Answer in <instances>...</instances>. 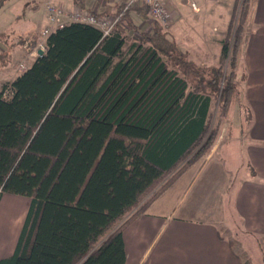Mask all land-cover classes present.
<instances>
[{
	"label": "trees",
	"instance_id": "trees-1",
	"mask_svg": "<svg viewBox=\"0 0 264 264\" xmlns=\"http://www.w3.org/2000/svg\"><path fill=\"white\" fill-rule=\"evenodd\" d=\"M251 6L241 0L219 66L207 69L157 22L137 29L142 4L108 36L70 22L47 37L44 53L2 85L12 93L0 95V199L30 201L0 264H125L123 230L215 144L213 100L221 118L239 103ZM130 32L139 38L128 43ZM187 71L206 87L190 88Z\"/></svg>",
	"mask_w": 264,
	"mask_h": 264
},
{
	"label": "crops",
	"instance_id": "crops-1",
	"mask_svg": "<svg viewBox=\"0 0 264 264\" xmlns=\"http://www.w3.org/2000/svg\"><path fill=\"white\" fill-rule=\"evenodd\" d=\"M164 1L181 13L182 7L187 5L181 0ZM47 3L66 10L78 7L108 16L118 11L122 0H45L42 14H38V5L31 7L28 20L38 27L27 31L26 35L47 26ZM197 3L198 12L189 6L190 13L208 11L207 4L200 0ZM213 11L211 9L210 14L214 15ZM131 16L134 21L135 17L137 19L135 14ZM175 33L170 34L177 41ZM24 46L8 53L22 56L24 52L31 64L34 49L23 51ZM219 50L221 44L217 46ZM16 71L7 67L0 69V82L11 83L21 73ZM241 71L244 81L239 84L241 106L235 110L238 114L236 136L227 154H220L215 144L204 162L189 166L123 230L125 264H239L233 244L220 234L215 223L226 200L231 202L245 231L264 236V0H252Z\"/></svg>",
	"mask_w": 264,
	"mask_h": 264
},
{
	"label": "rangeland",
	"instance_id": "rangeland-1",
	"mask_svg": "<svg viewBox=\"0 0 264 264\" xmlns=\"http://www.w3.org/2000/svg\"><path fill=\"white\" fill-rule=\"evenodd\" d=\"M44 1L45 0H5L0 6V69H5L7 67L11 68V71H16L20 64H23L26 67L29 66L30 58L25 59L24 52L22 56H19L17 53H15V55L9 54L8 52L12 51L14 53V51H16L15 48L23 47L24 45L23 51L30 52L33 50H29V45L34 39L37 42V33L26 35V32L37 28L38 25L29 22L28 17H30L32 12L29 13V11L32 9L31 7L33 5H38V14H42V10H44ZM181 1H185L187 4L183 7L180 6L182 7V13L180 10L179 12L176 11L173 6L169 7L164 1L165 8L170 14V18L165 24H161L154 20L152 21L148 16L147 10L145 21L138 16L137 19L135 17L136 28L149 30L153 22H157L163 28V31L168 33H172L173 31L174 33L176 32L175 35L177 36L176 42L178 43V46L183 52H185L187 60H192L194 62L191 61L195 64V67L198 66L203 69L218 67L221 50L218 52L217 46L221 44L220 41L222 39L232 35L233 31H230V25H233V29L236 27L241 0H200L202 1V4H207L209 8L205 13L199 12V14L190 13L189 4L186 0ZM195 1L196 3L198 2V0ZM212 3L214 4L212 5ZM221 3L227 4L223 5ZM77 8L78 7H75L72 10L70 9L67 11L71 12ZM211 9L214 10V15L210 14ZM112 15H108V17ZM99 17L107 16L99 15ZM193 31L198 34H195V36V32L193 33ZM205 33L210 37L206 34V38H203L202 35L205 37ZM126 35L128 43H130L135 37L137 39L139 38V36H135L133 32ZM202 38L203 40H206L204 45L202 43ZM218 39L220 40L218 41ZM32 57L35 59L37 55L34 54ZM226 71H228V69L225 64L223 72ZM238 75L240 76V69ZM185 77L190 88L196 86L206 87V78L203 83H200L195 75L189 74V71L185 73ZM4 83L10 82H0V86ZM238 89H240L239 86ZM218 104L219 97L213 100L212 103L210 125L211 128L218 127L219 133L215 144H218V151H221L220 154L225 156L229 149V145L233 142V139L236 136L235 126H237L238 123V114H236L235 110L240 109L241 105H239V103L231 105L228 116L221 118L219 115ZM206 158L207 155L195 163H202ZM29 201V198L23 196L13 194L2 195L0 199V259L12 254ZM215 223L217 224L220 234L233 244V251L239 258V264H264V236L250 235L248 231L244 230L238 217L234 214V210L229 200H226L225 205L221 207L215 217ZM13 228H15V230L12 231ZM9 238H12L10 242H8Z\"/></svg>",
	"mask_w": 264,
	"mask_h": 264
},
{
	"label": "built area",
	"instance_id": "built-area-1",
	"mask_svg": "<svg viewBox=\"0 0 264 264\" xmlns=\"http://www.w3.org/2000/svg\"><path fill=\"white\" fill-rule=\"evenodd\" d=\"M186 1L192 11L198 12L199 7L195 0ZM141 4L147 7L148 16L152 19V21L154 20L160 22L161 24H165L169 20L170 14L165 8L164 0H122L123 7L121 11L110 17H99L96 12L87 11L81 8H77L71 12H68L62 7L47 3L45 6L47 13V26L37 32V42L32 54L39 56V50L45 51L47 37L54 30L62 28L70 22H81L92 25L98 28L102 32L103 36H108L115 28L116 24L120 21L122 14L126 10ZM25 68V65L20 64L18 70L22 72L25 70ZM11 93L12 89L10 86H6L4 88L0 86V95L3 98L10 97Z\"/></svg>",
	"mask_w": 264,
	"mask_h": 264
},
{
	"label": "water",
	"instance_id": "water-1",
	"mask_svg": "<svg viewBox=\"0 0 264 264\" xmlns=\"http://www.w3.org/2000/svg\"><path fill=\"white\" fill-rule=\"evenodd\" d=\"M43 53H44L43 50H39V51H38V55H39V56H41Z\"/></svg>",
	"mask_w": 264,
	"mask_h": 264
},
{
	"label": "bare ground",
	"instance_id": "bare-ground-1",
	"mask_svg": "<svg viewBox=\"0 0 264 264\" xmlns=\"http://www.w3.org/2000/svg\"><path fill=\"white\" fill-rule=\"evenodd\" d=\"M13 230H15V228H13V229H12V231H13ZM10 232H11V231H10ZM11 239H12V238H9V241H8V242H10V241H11Z\"/></svg>",
	"mask_w": 264,
	"mask_h": 264
}]
</instances>
